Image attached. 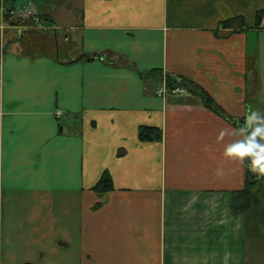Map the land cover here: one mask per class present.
Returning <instances> with one entry per match:
<instances>
[{
    "label": "crops",
    "instance_id": "obj_1",
    "mask_svg": "<svg viewBox=\"0 0 264 264\" xmlns=\"http://www.w3.org/2000/svg\"><path fill=\"white\" fill-rule=\"evenodd\" d=\"M0 1V264H264V196L230 211L237 125L150 74L235 120L264 114V0ZM20 8L79 39L72 57L27 52L32 25L4 22ZM237 17L244 30L221 27Z\"/></svg>",
    "mask_w": 264,
    "mask_h": 264
},
{
    "label": "trees",
    "instance_id": "obj_2",
    "mask_svg": "<svg viewBox=\"0 0 264 264\" xmlns=\"http://www.w3.org/2000/svg\"><path fill=\"white\" fill-rule=\"evenodd\" d=\"M1 5V1H0ZM9 11V10H8ZM5 12L4 14V22L7 25H32L29 21L36 23V21L39 18H34L33 20H30L29 18L21 17V16H16L10 14L9 12ZM262 17V11H259L257 13V19H256V25L258 26L260 23ZM235 21H239V26H235ZM221 27L224 29H231L230 33L237 32L244 30L246 26L244 25V20L240 17L237 18H230L226 19L221 22ZM84 57L89 58L88 56L84 55ZM121 60L125 61L124 57H120ZM106 61V60H105ZM128 65V62L126 63ZM152 75H158L161 77L163 75V72L158 69H154L153 71L150 72ZM140 76L142 74L140 73ZM166 77V85L168 88H173L175 86H182L184 88H188L190 91L193 93L197 94L200 99L202 100V103L213 110L215 113H217L219 116L227 119L234 125H239L242 123L241 121L235 120L231 117H229L223 109L218 106L213 99L198 85L194 84L192 81H189L186 78L183 77H177L173 75H169L165 73ZM177 78L179 81H177ZM138 138L142 141H155L159 140L161 138V131L157 128H152V127H140L138 130ZM244 165L246 169V179L244 186L241 190L234 191L231 194V204H230V211L233 215H238L246 210H248L250 207L255 206L260 203V196H264V173L258 172L256 169L251 167L249 165V158H245L244 160ZM261 184L259 185L258 183ZM259 186V188H255L256 186ZM113 189V184H112V178L110 174L105 171L93 187V190L96 191L99 194L105 193L107 191H110ZM261 191V195H259L258 192ZM99 203H96V207L98 206Z\"/></svg>",
    "mask_w": 264,
    "mask_h": 264
},
{
    "label": "clouds",
    "instance_id": "obj_3",
    "mask_svg": "<svg viewBox=\"0 0 264 264\" xmlns=\"http://www.w3.org/2000/svg\"><path fill=\"white\" fill-rule=\"evenodd\" d=\"M232 134L238 138L226 145L224 155L241 162L249 158V165L264 173V114L250 111Z\"/></svg>",
    "mask_w": 264,
    "mask_h": 264
},
{
    "label": "rangeland",
    "instance_id": "obj_4",
    "mask_svg": "<svg viewBox=\"0 0 264 264\" xmlns=\"http://www.w3.org/2000/svg\"><path fill=\"white\" fill-rule=\"evenodd\" d=\"M21 11V12H20ZM9 13L11 12L12 15H16V16H21V17H25V18H29L30 20H33L36 16H32L33 14H31V12L29 11L28 8H26L25 10L23 9H10L8 11ZM10 13V14H11ZM18 16V17H19ZM32 24V29H25L28 30L29 32L25 31L22 34V38L21 39H26V42L29 41V39H33L32 43H31V48L26 49L27 52L29 53H48V54H56L57 51L60 52V55H67V53H71L69 54V57H72V55L74 54L76 50V48H79V39H71L70 35L68 34V32H64L62 31V29H60V31L58 32V30L54 32V30L50 29L49 26H45L46 25V21L44 20V18L42 19H38L37 23H33L31 21H29ZM44 25L45 28L43 29H38V25ZM8 26H12L13 28H16V31H21V29L24 27L22 25H8ZM18 29V30H17ZM12 30V29H11ZM24 30V28H23ZM21 34V33H20ZM66 39H65V37ZM263 35H260V38ZM78 54V52H77ZM116 60L118 62H125L123 60H121V58L117 57ZM161 82L163 81V79H165L166 81V77H165V73H163V75L160 77ZM178 81V80H177ZM259 185L261 184L258 183ZM256 189L259 188V186L257 185L255 187ZM259 195H261V191L258 192Z\"/></svg>",
    "mask_w": 264,
    "mask_h": 264
},
{
    "label": "built area",
    "instance_id": "obj_5",
    "mask_svg": "<svg viewBox=\"0 0 264 264\" xmlns=\"http://www.w3.org/2000/svg\"><path fill=\"white\" fill-rule=\"evenodd\" d=\"M183 91V87L182 86H175L173 88H168L166 85V81L165 79H163V81L161 82V85L159 86L158 90H157V94L160 96H165L168 93H181Z\"/></svg>",
    "mask_w": 264,
    "mask_h": 264
}]
</instances>
